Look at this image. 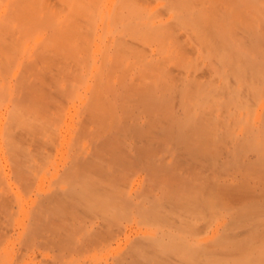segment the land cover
I'll list each match as a JSON object with an SVG mask.
<instances>
[{
	"label": "rangeland",
	"instance_id": "rangeland-1",
	"mask_svg": "<svg viewBox=\"0 0 264 264\" xmlns=\"http://www.w3.org/2000/svg\"><path fill=\"white\" fill-rule=\"evenodd\" d=\"M0 264H264V0H0Z\"/></svg>",
	"mask_w": 264,
	"mask_h": 264
}]
</instances>
